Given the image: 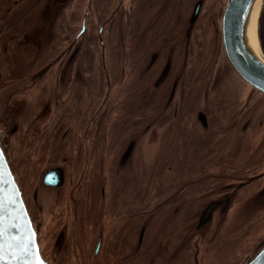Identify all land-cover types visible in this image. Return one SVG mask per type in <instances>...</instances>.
Segmentation results:
<instances>
[{"label":"flooded vegetation","instance_id":"obj_1","mask_svg":"<svg viewBox=\"0 0 264 264\" xmlns=\"http://www.w3.org/2000/svg\"><path fill=\"white\" fill-rule=\"evenodd\" d=\"M66 1L68 0L51 1L52 7H55L52 12L49 7L52 22L58 20V16L60 17L59 5ZM199 1L201 0L192 2V9L185 19L187 26L185 27L184 36L187 34L195 6ZM47 2L43 0H0V51L3 52L9 61V63L4 62V64H1L2 66L0 65V67L5 68L7 74L4 85L7 87L12 86L17 81L25 82L27 86L28 82L36 83L35 88L39 93L32 95V89H30L28 92H31V94L27 92V95H23L19 108L9 112L11 118L7 124H4V128H9L11 133L16 132L18 125L15 117L17 115L20 117V112L26 111L27 114L23 117L28 120L24 119L21 122V125L25 128L24 134L28 135V132H36L37 130L36 134L38 137L52 127L47 137H36L35 139L32 138L30 143L27 140L23 143V146L30 145L32 150H37L41 153L39 161L45 162L46 165L51 167L45 169L41 173L40 178L37 177V181L40 179V185L45 189L55 190L64 186L66 171L62 166L54 164L58 160L59 149L63 146L73 150V155L65 153L63 155L66 157L63 159L68 161L75 169L82 157L85 167L89 161L92 162L93 159L90 160L91 146H96L95 142L101 136L105 135L108 141L115 139L119 147H122L126 141H136V144H129L122 154L121 160L125 163L124 166L131 161L129 166L122 171L116 170L113 174L110 170L111 176L108 178L109 189L113 191L114 187H116L113 192L117 191L116 196L118 198L114 214L107 211L109 215L104 220V226L107 227V218H110L113 223H117L116 231L111 233L117 246L115 255L118 257L123 256L125 253L123 240L127 234L135 231L133 229H136L139 224L142 229L137 238V253H139L145 231L148 229L152 233L153 242L149 249L153 251V264H171V242H169V245H165L166 249H164L162 257L156 253V248L160 245V242H163L162 239H155L153 232L155 225L153 226L151 222L152 219L155 221L157 211H164L161 223L168 226L167 229L169 231H172L176 225L177 218L180 216L179 214L185 213V207L187 206L183 202L180 203L181 201L176 203L177 200H182L202 190L206 183L228 180L231 190L234 192L233 200L226 194L206 201L199 211L197 228H205L214 220H217L215 229L224 230L229 226L231 217L239 219L241 217L238 216L246 215L247 219L243 227L246 226L249 232L238 237L237 242L240 243L247 237V246L249 247H247V258L244 262L247 263L264 246V232L260 234V226L257 227V225H264V106L260 108L262 111H259L256 117L253 118L251 127L247 128L246 125L247 115L264 96L259 95L258 92L254 96L247 94V88L243 84L241 85V82L239 86H235L233 79L230 77V75H234L223 57L225 52L221 45L222 42L219 41L216 34L218 16L214 15L215 19H213V16L209 20L212 27L203 28V24H201L204 20L202 14L206 7H204L205 0H202L195 23L192 27L190 26L188 31V33L191 32L189 35L195 47L188 46L187 41L183 39V44L179 49L180 51H178L180 58L178 69L175 71L173 78L166 82L168 84L173 79L178 80L179 102L177 108L171 106L169 110L164 109V111H160L158 115H155L151 114V112L159 101L156 98L157 93L159 95L161 93L150 85L151 75L145 76L143 73L141 75V67L145 63L147 56L150 68L160 59L157 50L161 45H165L166 42L170 43L173 29L180 22V11L185 8L188 0H106V8L103 9L105 11L101 10L98 4L100 21L97 28L98 39L104 48L105 46L111 47V50H109V54H111L110 61L107 63L106 59L103 58L102 63L98 66L99 68L102 66L103 70H105V83H99L100 85L96 82L99 70L93 72L92 68L94 66L89 65V62L85 63L84 72L86 75L83 83L77 82V80H69L66 71L57 68L56 79L48 81L50 84H44L43 75L45 73L56 66L69 69L74 63L75 56L79 53L75 52L73 42L62 51H59V37H57L56 33L50 37L46 30L40 29L35 32L37 37H41L42 46L30 35L27 28H30L34 23L33 20H37L40 15H43ZM48 6L50 5L48 4ZM146 9H148L147 15L144 14ZM84 14L86 16L83 18V23L80 24L77 34L72 36L73 41L78 39L79 34L82 35L86 32L87 24L85 18L90 13L86 10ZM259 17L262 20L264 19V15ZM162 21L164 23H160ZM157 22L160 24L156 25ZM23 25L25 31L21 32L20 29ZM109 31L110 38L108 39ZM263 34L261 31L258 39L264 57ZM48 38L50 41L44 43V40ZM119 39L124 43L122 52L119 51L121 46ZM70 45L71 47H69ZM170 45L166 46L169 49L168 54L173 51V43H170ZM28 46L35 49L28 50ZM155 50L156 52H154ZM196 51H198L197 55ZM121 61H123L124 74L120 71ZM111 65L115 67L113 70H110ZM199 65L208 69L211 75L210 79H208V88L201 92L194 86L196 93L193 95L188 85L185 82H181L185 73L181 74L180 77L179 75L181 69L187 71ZM163 67L164 71L159 74V77L162 76V80L169 73L170 64H167V60L163 63ZM80 71V69L75 71L76 79L79 78ZM138 79L147 81L148 86L154 89L155 98L148 110H143L131 116L130 119L133 120L134 124L132 128L138 130V136L136 138H127L126 135L120 134L118 123L123 119L124 109L128 106L125 107L123 99H120L119 96L117 101L113 103V109L109 111L110 113H107L108 111L104 108L105 100L108 96H112V92L118 93L117 88L119 86L129 84V82L134 85ZM236 81L239 82L238 80ZM151 84H153V81H151ZM169 86L170 84L164 87L165 96ZM120 89H125V87ZM99 94H101L100 111L90 128L89 122L92 111L96 108ZM189 97L191 101H189ZM118 108H121V110L115 112ZM195 113L196 121L194 120ZM116 115L120 119L114 121L112 117ZM161 117H164L163 121L160 120ZM209 118H211L210 125L208 124ZM52 119H54V124H52ZM82 122L83 125H81ZM39 123H42L41 126H39ZM87 124L89 126L85 128ZM81 128H83V131ZM60 130H62V142L59 145L58 136ZM76 133L81 135L78 136ZM237 133H239V137L236 136ZM83 134H86V136ZM62 135L66 137L62 139ZM150 136H152V139H149ZM67 141L68 143L65 145ZM83 141L85 142L84 147L81 146ZM237 145L239 146L238 148ZM156 146H158L157 150ZM47 150H52L53 152L47 155L49 153ZM145 150L152 151L148 159L143 158ZM198 150L203 152L196 153ZM172 151L174 153H170ZM162 156L167 157L165 168H170L173 174L166 177L162 175L165 178L163 180L159 175H156V164L163 159L161 158ZM236 157L239 159H236ZM240 158L247 161L243 162ZM27 161L29 160L27 159ZM24 162L25 160H23V164ZM34 162L33 160L29 164ZM133 163H135L134 168L137 177L149 178L150 180L148 194L137 195L130 203H123L124 181L127 179ZM237 163H241L245 168L237 170ZM151 168H154L155 171H151ZM51 172H56V174L53 175ZM243 172H245V176L241 178L244 180L238 181V185L241 186L236 190L232 182H234V178L242 176ZM59 175L58 182L60 183L56 184V179ZM85 176H88V174ZM157 185L166 189V196L160 197L162 200L156 198L153 194ZM102 193L104 192L102 191ZM70 194L73 197L70 196L69 206L66 209L70 212L74 210L73 212H76V215L85 199L89 201L88 204L92 202L89 200L91 192L88 185L86 189L79 191L72 187ZM258 194H260L262 199L260 204L256 202L258 205L254 206L253 199ZM141 196H147L152 200L153 208L151 210L153 214L148 219L137 213L136 204ZM34 199H36V194ZM159 201H162V203ZM240 204L241 206L238 207ZM106 207H103L101 215L106 214ZM253 208L255 209L252 210ZM87 209H90V207L85 208V210ZM97 215V212H95V219ZM220 215L226 218L221 220ZM114 216H118V218ZM86 217L90 218V215ZM87 218L84 219V222L85 220L90 221ZM169 218L173 220V225H169ZM36 230L43 258L52 264H56L49 259L42 249L39 226H36ZM104 230L100 231L97 238L94 250L95 258H98L101 254H107V258L108 256H114L113 252H107L108 250L103 248L105 246L103 243L106 241L103 234ZM108 235L105 234V237L107 238ZM62 238L61 234L58 235L55 244L58 245ZM183 239L176 246V256L174 254L173 257L176 258L175 264H183V248L188 242L186 236ZM253 243L254 245L252 246L251 244ZM203 254V259L197 256L192 259L191 263L211 264L208 262V253ZM132 255L134 257V254ZM103 260L106 261L105 258Z\"/></svg>","mask_w":264,"mask_h":264},{"label":"rangeland","instance_id":"obj_2","mask_svg":"<svg viewBox=\"0 0 264 264\" xmlns=\"http://www.w3.org/2000/svg\"><path fill=\"white\" fill-rule=\"evenodd\" d=\"M43 1H48L47 3L50 6H48V4L46 3L47 6L45 8L46 10L43 12V15H40L37 20H33L34 23L30 26V28H27V30L30 32V35L39 43H41L42 46L43 43L40 39L41 37H37L35 32H38L40 29L44 31L46 30L47 34L50 37L54 36V33H56L57 37H59V51H62L73 42L75 46V52H79L77 53L78 55L75 56L74 63L71 67H69V69L56 66L54 69L45 73L43 75L44 84L48 83V81L50 80L56 79L55 73L57 71V68L66 71L67 76H69V80H77V82L80 81L83 83L85 82L84 76L86 75L84 72V68L86 67L85 63L88 62L89 65L94 66L93 68L91 67L93 72L99 70L98 78H96V82H98V85H100L99 83H105V70H103L102 66L100 67V70L98 66L100 63H102L103 58L106 59L107 63L110 61L111 54H109V50H111V47L105 46L104 48L100 44L97 28L100 24L98 4L101 10H103L106 8V0L100 2L99 0H68L59 5L60 17L58 16V20L53 21L55 23L52 22L51 14H49V7L51 12L55 8L51 5L52 0ZM193 1L194 0H188L185 8L181 9L180 11V22L177 24V26L174 27L171 36L173 39L171 38L170 40V43H173V51L168 54L169 49H167L166 46L171 45L169 42H166L165 45H161V47L157 50V54L160 56V59L155 62L152 68L148 66V56L146 57L145 63L142 64L141 75L142 73L145 76L151 75L152 77L150 79V85L161 93L160 95L159 93H157L156 95V98H158L157 100L159 101L156 103L151 114L158 115V112L160 113V111H164V109L169 110L171 106L177 108L179 102V91L177 83L178 80L173 79L170 83H168L170 84V86L169 90L166 93V96L164 87L168 86L166 82L173 78L175 71L178 69V64L180 62L178 51H180L179 49L183 44V39L184 41H187L188 46L192 48L195 47V44L189 35L191 32L188 33V31L190 30V26L187 29L186 36H184L185 27L187 26V21H185V19L192 9ZM227 3L228 0H205L204 7L206 8H204V12L202 14L204 18V20L201 22V24H203V28L212 27L211 21L209 20L213 18L214 15L218 16L219 19L216 34L218 35L217 38L220 42H222L221 19ZM86 10L90 13V15H87V17L85 18L87 24L86 32L82 35L79 34L78 39L73 41L72 36L73 34H77L78 29L80 28V24L83 23V18L84 16H86L84 12ZM144 11V14L147 15L148 9ZM260 15H264V0L262 1L259 16ZM215 16L213 19H215ZM259 18L258 36L261 31L262 33H264V19L262 20L261 17ZM20 31H25L24 25L22 26ZM109 35L110 31L107 35L108 39L110 38ZM49 41L50 39L48 38L44 40V43H47ZM119 42L121 45L119 51L122 52L124 50V43L120 39ZM69 47H71V45ZM34 49V47L28 46V50ZM154 52H156V50ZM223 57L227 62V65L229 66L232 74L234 75H230V77L233 79L235 86H239L241 82V85L243 84L247 88V94L254 96V94L258 91L254 90L253 88L248 86L247 83L242 81L231 68L226 56L223 55ZM6 58L7 57L4 56L3 52L0 51V65L4 64V62L9 63ZM166 60L167 64H170L168 71L169 73H167L166 77H163L162 80V76L159 77V74L164 71L163 63ZM120 64V71L124 74V67H122L123 61H121ZM114 68L115 67L111 65L110 70H113ZM78 69L81 70V73L79 78L76 79L75 71H77ZM6 75L7 74L5 68L0 67V142L9 160L10 166L13 169V173L17 181L19 182L21 191L25 196L27 207H29L28 210L31 214V218L33 217L32 220H34L33 223L35 227L39 226L40 228V240L42 249L45 251L49 259H51L56 264H153V251L149 249V246L153 242L152 233H150L148 229H146L143 236V241L139 248V253H137L138 247H136V244L137 238L142 228L139 227L138 224L137 228L133 229L135 231H131L125 236L123 240V243L125 244L123 245L125 253L122 257H118L115 255V249L117 248L116 241L111 234L116 231L115 228L117 227V223H113L110 218H107V227L104 226V220L107 215H109V213L114 214V209L118 198L116 196L117 191L113 192L116 187H114L113 191L109 189L108 178L111 176V172L113 174L116 170L122 171L123 169H125V167L127 168L129 166L131 161L127 163L126 166H124L125 163H123V161L121 160L123 156L122 154L125 152L129 144H136V141H126L122 147H119L115 139L108 141L106 140L105 135L101 136V138L95 142L96 146H91L92 150L90 160L93 159L92 162L89 161L88 165L85 167L83 165L84 162L82 157L75 169H73L68 161L63 159L64 157H66L63 154L70 153L71 155H73V150L71 148L69 149L68 147L63 146L61 149H59V156L57 157L58 160L54 162V164H58L65 169V184L62 188L57 189L59 191L55 189L43 188L40 185V179L39 181H37V177L40 178L41 173H43L45 169L51 167H49V165H46L45 162L43 163L39 161V159L41 158V153H39L37 150H32L30 145L23 146L25 140L30 143L32 142V138L35 139L37 137V130L36 132H28V135L24 134L25 128L21 125V122L25 119L23 116L27 114V111L20 112V117L19 115L15 117L16 124L18 125V129L16 132L11 133V130L9 128H4V124H7L8 120L11 118V114H9V112H11V110L15 111V109L19 108L20 100L22 99L23 95H27V92L30 89H32V95L39 94L35 88L36 83L34 84L28 82L27 86L25 82L21 83V81H17L14 85L7 87L6 85H4ZM236 80H238L239 82H237ZM151 81H153V84H151ZM48 84H50V82ZM28 93L31 94V92ZM168 93H170V95H168ZM258 94L264 96L260 92H258ZM100 98L101 94H99V96L97 97L95 110L92 111L91 120L89 122L90 128L97 115L99 114L101 105ZM262 106H264V98L247 115V128L251 127L253 118L256 117L259 111H262V109L260 110ZM194 120L196 121V113ZM210 120L211 118H209V125ZM52 121V124H54V119H52ZM41 124L42 123H39V126H41ZM89 124H87L85 128H87ZM81 125H83V122L81 123ZM51 130L52 127L45 133L43 132L37 138L47 137L50 134ZM81 130L83 131V128H81ZM61 133L62 130H60L58 136L59 145L62 142ZM76 134L78 136L81 135L78 133ZM83 135L86 136V134ZM236 136L239 137V133H237ZM65 137V135H62V139H64ZM67 143L68 141L65 143V145ZM84 145L85 142L83 141L81 143V146L84 147ZM238 147L239 146L237 145V148ZM157 148L158 146H156V150ZM47 151L49 152L47 153V155L53 152L52 150ZM150 154H152L151 150H145L143 152V158L148 159ZM53 158L55 159V157ZM27 159L29 161H27ZM236 159L239 158L236 157ZM23 160H25L24 164ZM33 160L35 162L29 164ZM240 160H242L243 162L247 161L243 158H240ZM72 165L74 166V164ZM243 168L245 167L242 166L241 163H237V170H241ZM88 170L90 171V173ZM87 174L88 176H85ZM156 175H159L163 180L165 178H163L162 175L166 177L173 174L170 168H165L164 165L159 169V171L156 172ZM241 175L242 176L240 177L234 178V182H232V185L236 188V190L240 188L241 185H238V181H240L241 179L244 180L241 177L245 176V172H243ZM112 178L114 179L113 176ZM87 185L90 187L91 197L89 200L92 201V205L88 204L89 201L85 199L81 203L80 207L78 205L79 210L77 215L76 212H73L74 210L71 212L68 211L66 208L69 206V202L71 199L70 196L73 197L70 194L72 191V187H75V190L79 191L82 189H86ZM102 191L104 193H102ZM35 194L36 199H34ZM226 194H228L229 198L233 200L234 192H232L231 185L228 183V180H220L218 182L206 183L202 190L182 200L176 201V203H179L181 201L180 203L183 202L187 206L185 207V213L179 214L180 216L177 218L176 225L173 227L172 231H169V235L172 233V235L170 236L172 239H170L169 237V240L172 243V258L170 261L171 264H175L176 258L173 257L175 254V250L177 249L176 246L181 243L180 240H184V236L187 237L188 242L185 244V248H183V264H192V259L197 256L203 259V253H208V262L211 264H245L244 262L247 258V247H249L247 246V237L240 243L237 242V238L241 237V235L245 234L246 232H249L246 226L243 227L247 219L246 215L238 216L241 217L239 218L240 220L236 217H231L229 226L224 230H220L219 228L215 229L217 220H214L205 228H197L199 211L203 204L206 201L221 197L222 195ZM261 199L262 197L260 196V194L255 195L253 199L254 206H257V203L260 204ZM105 206L108 207V210L106 207V214L101 215L102 209ZM136 206L137 213L144 216V218L146 219H148V217L153 214V211L151 210L153 208L152 200L147 196L139 197ZM239 206H241V204L238 205V207ZM86 207H90V209L85 210ZM254 209L255 208H253L252 210ZM95 212H97L98 214L96 219ZM88 215H90V218L86 217ZM114 217L118 218V216ZM220 217L221 220H224L226 218L222 215H220ZM85 218L90 219V221L85 220L84 222ZM137 218H139V216H137ZM169 225H173V220L171 218H169ZM262 226L264 225H257V227H259L260 234L264 232V228H262ZM101 230H104L103 234L106 240L105 243H103V245H105L103 248L105 250H108L107 252H113V257L108 256L107 258V254H101L100 256H98V258L94 257L97 238ZM60 234L63 236V238L60 243L56 245L55 240ZM105 234H109L107 238L105 237ZM175 234H177V239H173V235ZM251 245L253 246L254 243ZM132 254H134V257ZM104 258L106 259V261L103 260Z\"/></svg>","mask_w":264,"mask_h":264},{"label":"water","instance_id":"obj_3","mask_svg":"<svg viewBox=\"0 0 264 264\" xmlns=\"http://www.w3.org/2000/svg\"><path fill=\"white\" fill-rule=\"evenodd\" d=\"M256 0H228L221 19L225 56L237 76L264 95V57L247 45L246 22ZM195 6L190 26L199 14ZM53 175L56 172H51ZM52 175V176H53ZM60 175L57 177L56 184ZM0 264H52L40 251L38 233L9 160L0 142ZM245 264H264V246Z\"/></svg>","mask_w":264,"mask_h":264},{"label":"bare ground","instance_id":"obj_4","mask_svg":"<svg viewBox=\"0 0 264 264\" xmlns=\"http://www.w3.org/2000/svg\"><path fill=\"white\" fill-rule=\"evenodd\" d=\"M263 0H256L251 12L248 15L247 22H246V40L247 45L253 50L254 53H256L259 57L262 58V52L259 45V39H258V18L262 6ZM160 23H164L163 21ZM160 23H156V25H159ZM198 54V51H196V55ZM212 54V49H211ZM184 74L182 76L181 82H185L189 90L192 91V94L194 95L195 88L194 86L201 92H203L206 88H208V79H210V71L203 66L199 65L195 68L188 69L187 71H183L181 69L180 75ZM147 81L138 79L135 81V84L132 85L131 82L129 84H125L122 86H119L117 88V92H112V96H108L105 100V110L108 111L107 113H110L109 111L113 109V103L117 101V98L120 96V99H123V102L125 103L124 109V115L123 119L119 121V132L122 135H126L127 138H136L138 136V130L133 129L134 127L133 120L130 119L131 116L136 115L138 112H141L143 110H148L154 101L155 94L154 89L149 87L146 83ZM121 87H125V89H120ZM119 89V91H118ZM189 101H191L189 97ZM121 108H118L115 110V112H119ZM112 119L114 121L120 119L118 115L113 116ZM164 117H161V121H163ZM187 121H189L187 119ZM192 126V125H191ZM149 139H152V136L149 137ZM167 153H169L167 150H164ZM202 153L200 150L196 151V153ZM170 153H174L173 151ZM163 158L161 161L157 162L156 164V172L159 171L161 167H163L166 163L167 157L162 156ZM135 163L131 165L130 171L127 175V179L124 181L123 186V203L127 202L130 203L137 195L140 194H148V185L150 184L149 178H139L136 175L135 171ZM151 171H155L154 168H151ZM153 194L156 196V198L161 199L160 197L166 196V189L160 186H156V189L154 190ZM162 200V199H161ZM162 203V201H159ZM159 205V204H158ZM164 215L163 210H158L156 214L155 221L152 219L151 222L154 226L153 232L155 239H162L163 242H160V245L156 248V253L160 257L164 255V249L165 245H169V229L168 226L161 223V217ZM170 239H172L170 237ZM173 239H177V234L173 235ZM161 259V258H158Z\"/></svg>","mask_w":264,"mask_h":264},{"label":"snow or ice","instance_id":"obj_5","mask_svg":"<svg viewBox=\"0 0 264 264\" xmlns=\"http://www.w3.org/2000/svg\"><path fill=\"white\" fill-rule=\"evenodd\" d=\"M0 235H2V233H0ZM0 259H3V257H2V256H0ZM41 264H42V262H41Z\"/></svg>","mask_w":264,"mask_h":264}]
</instances>
